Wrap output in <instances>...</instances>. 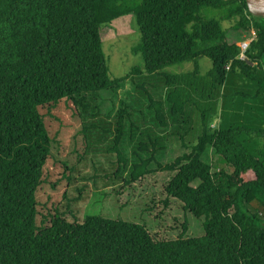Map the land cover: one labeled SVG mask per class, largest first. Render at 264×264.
<instances>
[{"label":"trees","instance_id":"16d2710c","mask_svg":"<svg viewBox=\"0 0 264 264\" xmlns=\"http://www.w3.org/2000/svg\"><path fill=\"white\" fill-rule=\"evenodd\" d=\"M130 15L140 35L132 51L144 66L111 79L101 31ZM241 31L255 33L245 51L230 42ZM201 58L212 63L206 75ZM263 62L264 18L246 0H0V264H264ZM186 63L193 72L163 73ZM129 81L152 119L141 112L138 124L122 101L112 123L97 120L103 92ZM164 88L156 100L152 91ZM64 103L81 125L76 155L112 137L103 153L117 159L108 180L129 188L156 171L175 174L165 192L207 218L205 236L161 241L122 220L87 215L81 223L58 206L46 213L37 195L50 183L45 168L57 143L48 118ZM169 120L168 136L190 152L162 165L167 136L155 129ZM62 163L64 180L75 182L76 168Z\"/></svg>","mask_w":264,"mask_h":264},{"label":"rangeland","instance_id":"374dc122","mask_svg":"<svg viewBox=\"0 0 264 264\" xmlns=\"http://www.w3.org/2000/svg\"><path fill=\"white\" fill-rule=\"evenodd\" d=\"M228 28L227 24H223ZM232 43H237L243 48L248 46L255 38L254 32H236ZM104 52L109 58V75L111 79L125 76L134 67H143V59L140 55L133 53V49L140 42V35L134 27L133 17L126 16L113 22L111 27L101 31ZM202 75L208 74L212 69V63L206 58L200 59ZM264 67V62H263ZM194 71V64L167 67L163 73L185 74ZM133 84L129 82L116 92H103L101 96L100 115L98 119L112 123L117 112L124 101L128 105H133L137 110L138 124H141V112L148 120L152 119L151 113L147 109L148 102L136 104L139 100L134 92ZM156 100L164 99L166 88L152 91ZM52 114L56 118H48L50 122V135L57 139L53 149V157L45 168V175L49 182L38 192V202L48 213L58 206L60 212L71 211L76 213L79 222L83 223L87 215H97L112 220H122L145 227L153 236L161 241H175L179 238L200 239L205 236L206 217L196 218L190 212H186L183 204L176 199L168 198L165 188L173 179V173L154 172L142 181L133 184L131 187L123 188L122 182L108 180L107 176L116 172V155H106L104 151L110 144L112 137L103 142H95L88 149V153L76 155L78 142L75 141L76 131L80 128V123L74 118L76 111L66 103L60 108L54 109ZM170 127L167 129H155L160 135L167 136L168 150L159 163L166 165L190 150L184 149L176 138H170L168 134L175 131V124L169 120ZM215 124V123H214ZM149 126L154 128L153 123ZM58 131V133H57ZM57 133V134H56ZM110 141V142H109ZM95 143V144H94ZM94 145V146H93ZM81 146V145H80ZM94 148V150H92ZM124 154L132 159L133 146L125 140L121 146ZM85 156V157H84ZM212 153H210V157ZM63 161L68 162V166L76 168L72 172L75 182L68 184L64 180ZM152 169L157 170L154 164ZM71 172L65 171V175ZM97 178L96 180H94ZM61 183H57L60 182ZM57 184L56 187H52ZM196 186V185H195ZM66 195V196H65ZM82 198L80 202H75L76 198ZM168 201L166 207L165 202ZM70 206V207H68ZM42 208H39L41 210ZM43 210V209H42ZM68 221L74 222L72 215L67 216Z\"/></svg>","mask_w":264,"mask_h":264},{"label":"water","instance_id":"95a60500","mask_svg":"<svg viewBox=\"0 0 264 264\" xmlns=\"http://www.w3.org/2000/svg\"><path fill=\"white\" fill-rule=\"evenodd\" d=\"M246 3L251 15L264 18V0H246Z\"/></svg>","mask_w":264,"mask_h":264},{"label":"built area","instance_id":"2783aa9c","mask_svg":"<svg viewBox=\"0 0 264 264\" xmlns=\"http://www.w3.org/2000/svg\"><path fill=\"white\" fill-rule=\"evenodd\" d=\"M247 47H248V46H245V48H243V47L241 46V48H242L244 51L247 49ZM241 58L244 59V56L242 55Z\"/></svg>","mask_w":264,"mask_h":264}]
</instances>
